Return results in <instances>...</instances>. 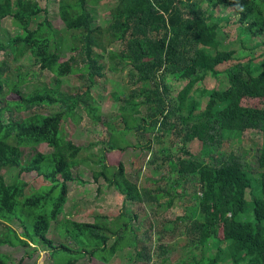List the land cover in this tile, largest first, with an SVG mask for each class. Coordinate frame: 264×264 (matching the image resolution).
I'll list each match as a JSON object with an SVG mask.
<instances>
[{
  "label": "trees",
  "instance_id": "16d2710c",
  "mask_svg": "<svg viewBox=\"0 0 264 264\" xmlns=\"http://www.w3.org/2000/svg\"><path fill=\"white\" fill-rule=\"evenodd\" d=\"M39 1L0 0V22L9 17L19 30L6 45L0 44L5 55L0 62V104L4 87L18 96L0 105V248L39 245L49 253L51 264L82 259L107 264L125 249H132L136 262L154 264L152 253L157 249L159 264H167L166 242L180 229L184 254L175 264H264V105H241L245 98H264V66L251 60L235 62L233 51L220 49L218 38L221 24H232L245 42L264 45V0H115L105 27L92 26L91 6L100 0H55L61 28L47 19ZM226 11L234 16L233 22ZM25 55L32 58L38 74L48 71L53 78L21 94L18 85L27 80V73L15 67L16 80L9 81L8 61ZM125 69L131 88L107 97L117 103L116 122L104 123L111 132L108 150L131 146L125 139L128 133L143 139L150 132L151 139H138L133 148L152 157L147 163L154 165L152 143L160 142L159 132L168 133L173 151L161 150L170 175L176 174L181 185L179 179L168 181V187L150 179L145 184L140 176L132 181L121 164H106L105 147L97 161L79 159L82 147L64 138V121H76L79 111L93 122L100 120L91 90L105 71ZM221 72L226 86L209 88L206 78L217 79ZM77 74L84 79L80 87L70 93L61 89L67 77ZM167 78L183 83L174 99L168 97ZM143 105L147 114L138 119ZM44 106L57 110L42 114ZM24 111L26 116L13 115ZM244 132L261 137L256 178L234 148ZM39 145L50 152L36 151ZM79 160L96 164L94 180L102 179L123 196L124 205L114 218L96 215L91 222H81L64 217L67 183L80 182L72 172ZM11 169L17 175L9 183L1 170ZM29 172L46 185L26 193L18 176ZM184 182L190 189L178 196L192 208L190 216L154 221L155 238L147 235L144 243L138 236L137 215L128 213L125 202L150 205L166 197L169 207L176 198L173 189ZM167 224L171 229H164ZM154 242L158 245L152 248ZM0 264H9L6 254L0 253Z\"/></svg>",
  "mask_w": 264,
  "mask_h": 264
},
{
  "label": "rangeland",
  "instance_id": "374dc122",
  "mask_svg": "<svg viewBox=\"0 0 264 264\" xmlns=\"http://www.w3.org/2000/svg\"><path fill=\"white\" fill-rule=\"evenodd\" d=\"M115 0H100L95 5L91 6V15L93 18L92 26L105 27L107 19H109V10L114 4ZM41 7L45 9V16L52 23L55 28H61V20L58 17V5L55 0H40ZM230 15V22H233L234 16L229 14L228 11L225 12ZM43 16L39 19V21ZM221 29L218 38L221 41L220 49H228L233 51V56L235 57V62H247L253 61L254 64L261 63L264 66V45L254 46L253 41H244L242 36L238 34L237 29L230 24L229 26L224 23L221 24ZM19 33L18 28L12 23L11 18L7 17L0 22V44L6 45L8 39L13 35ZM118 51L117 48H115ZM262 55V56H261ZM68 57V53L64 54V59ZM5 58V55L0 51V62ZM9 81H15L14 77L17 72L14 68L19 67L20 73H27L26 81L18 85L19 91L26 93L28 90L33 89L39 83H48L53 75L48 71H43L38 74V68L32 64V58L28 55L20 57L16 62L9 60ZM223 66L219 67L222 71ZM104 77L102 79L98 78L97 86L91 90V95L96 97L97 103L100 106V120L98 122H93L86 114L79 111V115L75 118L76 121L65 120L63 123V135L64 138L70 140L73 144L82 147V150L78 154L79 159H87L89 161H97L102 147H105V158L104 161L108 166H118L121 164L124 168L125 174L130 176V180L134 181L136 176H140L141 179L146 181V179L155 180L159 185L168 187V181L173 179H179L174 173L170 175L169 167H167L164 156L165 149L166 153L169 154L172 149L171 135L164 132H159L161 135L160 142L152 143V154L154 155V165H149L147 160L150 156L144 155L138 148H133L136 145L138 139L139 142H144L146 139H151L152 134L146 132L144 138L134 137L131 133L125 136V139L130 143L129 147H126L123 151L119 150H108V142L110 141L111 132L106 130L104 123H110L113 125L117 119L116 107L117 103L109 97L112 91L121 93L122 91L131 88L130 85L127 87L126 83V69L121 72H116L112 74L105 71ZM79 74L72 75L66 78V82L62 83L61 89L68 91L80 87L84 81L79 78ZM5 77V76H3ZM167 84L170 86L168 97L169 99H174V95L177 90L182 86V82H174L173 79L167 78ZM205 83L209 88H224L227 84L226 78L223 72H221L216 78L207 77ZM125 86L127 88H125ZM172 86V88H171ZM4 96L1 98V104L5 105L7 101H15L18 96L17 94L8 88L3 89ZM0 104V105H1ZM241 105L247 107H257L261 108L264 105V98L261 99H242ZM57 110L56 106H50L40 109L42 114H52ZM139 114L136 118L145 117L147 114L145 105L139 108ZM27 112H15L13 115L16 117L26 116ZM8 116V113H6ZM13 116V117H14ZM148 121V120H147ZM106 132V134H105ZM109 134V136H108ZM102 141H105L103 143ZM261 143V137L256 132H244L241 136V140L234 145L235 149H239L241 156L244 158V164L250 171L257 169L256 165V155L258 148ZM142 145V143L140 144ZM178 146L173 149L175 153L177 152ZM231 148V145H230ZM36 151L47 154L50 152L45 145H39ZM197 145H194L192 150L196 151ZM158 150V151H157ZM233 150V148H232ZM173 151V150H172ZM23 156L27 158V151L23 149ZM176 156H173L175 158ZM152 157H150L151 159ZM146 160V161H145ZM150 161V160H149ZM90 164L79 160V162L72 168V172L76 175L80 182H70L67 183V200L63 206V214L66 219L81 221V222H91L96 215L106 216L110 219L114 218L120 211L123 204V196L115 190L113 187H107L102 179L98 178L94 180L92 173L96 170V164L89 162ZM154 167H159L157 170ZM257 170H255L252 175L257 177ZM5 180L11 182L15 179L17 172L15 169L11 170H1ZM18 178L26 184V193H31L38 191L40 188L46 185V182L37 176L35 172L22 173ZM180 180V179H179ZM180 185L182 180H180ZM148 182V181H147ZM145 183V182H144ZM185 183V182H184ZM146 184V183H145ZM253 189L255 190V183L252 181ZM153 185L150 187V189ZM190 189V183L187 182L182 185V187H177L173 189L172 194L178 197L171 202V206L166 207L165 202L166 197L161 198L158 202H152V204H141L140 202H125V209L128 213H134L137 215V220L135 223L138 225V236L144 237V243H148L145 238L147 235L153 234V222L155 221H172L176 217L188 215L190 216L192 208L186 205V199L184 197L179 200V196L182 192H187ZM58 190L55 191V194ZM58 218H61L59 216ZM0 225V229H1ZM165 230L171 229V225H166ZM180 229L175 233L174 238L171 241H167V246L170 252L166 254L169 259L167 264H175L178 259L184 254L182 250V240L180 238ZM218 238H222V233L219 231ZM157 242L152 244V248ZM143 245V244H140ZM158 245V244H157ZM156 245V246H157ZM0 253L6 254L8 257L9 264H51V257L49 253L41 246H34L30 244L26 248H10L1 247ZM134 252L132 249L123 250L122 252L116 253L112 258L109 259L107 264H140L136 262L133 257ZM159 250L155 249L152 253V259L155 261L154 264H159ZM76 264H101L100 261L95 259H82Z\"/></svg>",
  "mask_w": 264,
  "mask_h": 264
}]
</instances>
